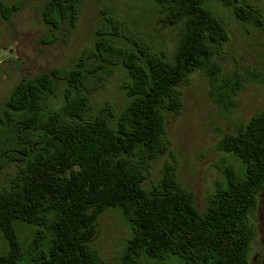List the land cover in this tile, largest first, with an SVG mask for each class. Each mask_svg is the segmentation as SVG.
<instances>
[{
    "label": "trees",
    "instance_id": "1",
    "mask_svg": "<svg viewBox=\"0 0 264 264\" xmlns=\"http://www.w3.org/2000/svg\"><path fill=\"white\" fill-rule=\"evenodd\" d=\"M84 1L47 0L44 22L52 30L75 27ZM212 1L264 27L260 10L236 0H152L179 28L168 53L102 11L95 44L75 67L52 68L14 88L0 113V171L14 167L0 187L8 245L0 264H105L94 240L110 209L132 230L122 264H249L264 192V110L219 140L223 176L204 210L180 182L176 159L152 180L154 162L170 150L169 115L182 112L180 87L191 75L208 78L210 97L227 113L245 88L243 75L227 74L217 59L230 33ZM16 9L0 2L7 20ZM117 68L126 73L127 104L118 111L107 102L96 111L94 96ZM24 232L31 235L26 242Z\"/></svg>",
    "mask_w": 264,
    "mask_h": 264
},
{
    "label": "rangeland",
    "instance_id": "2",
    "mask_svg": "<svg viewBox=\"0 0 264 264\" xmlns=\"http://www.w3.org/2000/svg\"><path fill=\"white\" fill-rule=\"evenodd\" d=\"M47 0H0L15 5L16 11L7 20L0 11V113L14 88L26 77H34L55 67L73 68L81 54L96 41V30L103 24L102 11L123 18L153 46L171 53L178 41L179 28L174 26L152 0H85L80 19L75 27L63 26L52 30L43 19ZM260 10L264 20V0H236ZM230 33L217 59L227 74L236 72L246 79L245 88L235 97L237 106L230 112L221 110L209 94L208 78L203 73L191 75L181 87L184 108L179 114H170L167 135L169 152L154 162L152 180L158 181L164 164L176 159L180 182L194 192L196 205L204 210L207 197L224 171L223 154L217 144L225 132H232L264 110V27L243 23L236 17L234 6L210 2ZM126 73L117 68L94 96L95 110L107 102L121 111L127 104L122 89ZM61 101L59 92L54 103ZM14 167L0 171V187L8 184ZM253 219L258 236L249 264H264V192ZM31 235L22 233L24 242ZM132 230L116 209L107 210L99 220L94 246L105 264H122V256ZM8 245L0 232V254ZM145 264H162L149 261Z\"/></svg>",
    "mask_w": 264,
    "mask_h": 264
}]
</instances>
